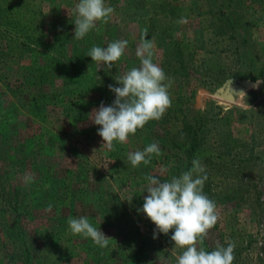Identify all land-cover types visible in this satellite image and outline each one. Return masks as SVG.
Returning a JSON list of instances; mask_svg holds the SVG:
<instances>
[{"label": "rangeland", "instance_id": "374dc122", "mask_svg": "<svg viewBox=\"0 0 264 264\" xmlns=\"http://www.w3.org/2000/svg\"><path fill=\"white\" fill-rule=\"evenodd\" d=\"M78 2L0 0V189L14 186L23 201L39 203L20 230L22 240L13 243L0 225V264H24L18 250L25 236L32 264H94L78 254L99 251L101 264H176L183 250L171 240L174 229L153 238L156 225L140 211L145 177L170 180L184 156L162 148L156 136L177 146L187 141L186 124L202 120L207 131L196 159L208 177L203 191L219 214L203 246L212 251L232 242L233 264H264V0H105L114 9L108 22L77 40ZM145 32L153 62L172 81V104L160 120L109 148L89 115L101 102L112 105L109 85L120 87L115 78L140 66L136 50ZM115 40L128 46L112 69L87 56ZM243 78L258 84L233 101L221 96ZM153 142L161 155L133 167L128 153ZM50 180L63 182L55 203L47 195ZM69 217H87L109 246L73 235Z\"/></svg>", "mask_w": 264, "mask_h": 264}, {"label": "clouds", "instance_id": "9594fccd", "mask_svg": "<svg viewBox=\"0 0 264 264\" xmlns=\"http://www.w3.org/2000/svg\"><path fill=\"white\" fill-rule=\"evenodd\" d=\"M113 12V7L106 6L105 0H79L75 6L73 38L83 39L97 27V22L107 23ZM180 22L185 23L186 20ZM127 46V40H115L106 47L93 46L87 56L100 67L104 65L112 69L114 63L124 56ZM136 55L140 66L115 78L120 87L109 85V89L115 93L113 104L105 106L101 102L99 108L93 109L89 115L95 125L102 126L98 134L103 138V145L109 148L113 147L114 141L126 143L130 135H135L149 121L160 120L172 104L169 93L172 81L153 62L154 43L147 39L146 32L137 45ZM153 155H161L157 142L147 145L142 151L128 153L127 160L133 167H139L142 163L147 166ZM207 178L199 159H193L188 171L172 176L170 180L145 177L148 195L140 211L156 225L153 238H157L158 233L167 235L174 229L171 240L183 250L176 256V264H233L235 259V244L232 242H228L227 247L218 243L212 251H207L203 246L209 230L215 227L219 219L215 201L203 191ZM33 179L31 175L25 177L29 183ZM68 225L73 235L91 238L101 248L109 246V237L100 228L94 227L87 217H69Z\"/></svg>", "mask_w": 264, "mask_h": 264}, {"label": "trees", "instance_id": "16d2710c", "mask_svg": "<svg viewBox=\"0 0 264 264\" xmlns=\"http://www.w3.org/2000/svg\"><path fill=\"white\" fill-rule=\"evenodd\" d=\"M97 84V83H96ZM212 121V120H211ZM214 122H216L215 119H213ZM206 121L202 120L201 122H195V124H193L192 126H188L186 124L185 130L182 131V133H184V136L187 138L186 142H183L177 146L174 145V143L171 142V144L167 145V142L165 140H162L161 136H156L157 140L160 141L159 144L162 148L164 149H168V150H172V148L175 149L178 148L181 152L184 153V156H182L180 163L175 164L174 165V176L176 175H180L182 172L188 171L191 167H192V161L193 159H196V157L198 156V153L200 154L201 151L203 150L202 145L204 144V132L207 131L206 130V125L205 124ZM146 129H148L146 127ZM148 132L151 133L152 135L159 133L157 131L153 132L150 131L148 129ZM13 146V144H12ZM11 146V147H12ZM9 159L12 161H17V157L14 154H10ZM37 181H41V186L42 184H44V181L46 180V178H44L42 180L41 178H37ZM51 181V187H49L48 191H47V195L50 196L51 199H53L52 203H55V199L57 198V190L60 186V183L63 184V182H58L56 181V183H52ZM4 181L0 182V186H4ZM4 188V187H2ZM2 188L0 189V203H1V207H0V225H2V227L7 230V235L8 237H11V241L14 243L17 240H22V235L20 234V230L24 233L26 231V226L27 224H29V222L33 219V210L36 209V205H39V203H29L27 202V200L23 201L20 196L19 193L16 189V187H12V189L10 190H3ZM44 188H40L38 190V192L40 193V195L42 194V192L44 193ZM25 193V192H24ZM40 198V197H39ZM41 200H43L42 198H40ZM40 199H38L37 201H39ZM9 213H13L17 220L15 222V220H13L14 218H12ZM12 221V222H11ZM15 222V223H14ZM9 223V225H8ZM24 225H26L24 227ZM0 235H2L0 233ZM26 235V233H25ZM26 237V236H25ZM23 238V242H24V247L21 250H18L19 252V257L21 260V262H23L24 264H32V253L30 254V248L29 246L26 244V238ZM140 242V241H139ZM145 245V243H143V241L140 242V245L138 246L139 250H140V254L142 251L143 246ZM21 251V252H20ZM16 250H14V257H16ZM70 252V251H69ZM82 260L87 259V256H91L93 263L94 264H101L102 260L101 257L103 255V252L99 251L96 253H92L90 255V253H82L80 252L78 254ZM141 255L139 256L140 259ZM95 261V262H94Z\"/></svg>", "mask_w": 264, "mask_h": 264}, {"label": "water", "instance_id": "95a60500", "mask_svg": "<svg viewBox=\"0 0 264 264\" xmlns=\"http://www.w3.org/2000/svg\"><path fill=\"white\" fill-rule=\"evenodd\" d=\"M240 84V88H239V91H235L233 89L234 85H238ZM257 82L255 81H252L250 79H247V78H243V79H240V80H236L230 84L227 85V90H221L223 91V93L221 94V96L227 100H234L235 97L237 95H240L242 94L246 88L248 87H256L257 86Z\"/></svg>", "mask_w": 264, "mask_h": 264}]
</instances>
